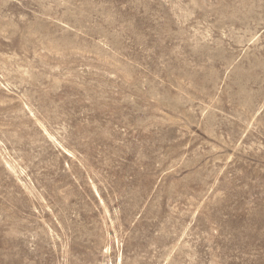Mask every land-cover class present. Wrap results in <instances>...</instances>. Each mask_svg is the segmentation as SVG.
Masks as SVG:
<instances>
[{"label": "rangeland", "instance_id": "374dc122", "mask_svg": "<svg viewBox=\"0 0 264 264\" xmlns=\"http://www.w3.org/2000/svg\"><path fill=\"white\" fill-rule=\"evenodd\" d=\"M0 264H264V0H0Z\"/></svg>", "mask_w": 264, "mask_h": 264}]
</instances>
